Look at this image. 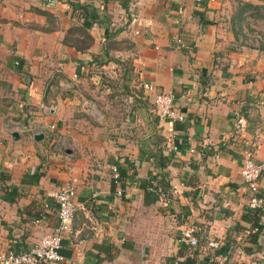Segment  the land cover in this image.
<instances>
[{
  "label": "crops",
  "instance_id": "0c3cea01",
  "mask_svg": "<svg viewBox=\"0 0 264 264\" xmlns=\"http://www.w3.org/2000/svg\"><path fill=\"white\" fill-rule=\"evenodd\" d=\"M80 6L93 12L89 29ZM137 14L146 27L129 25ZM143 83L184 117L172 134ZM111 86L131 107L116 122L100 106ZM254 136L264 164V0H0V253L52 232L54 194L71 178L61 264H264V207L253 243L239 175ZM112 167L126 172L120 196ZM148 179L169 187L168 204L144 197ZM188 223L195 247L179 241Z\"/></svg>",
  "mask_w": 264,
  "mask_h": 264
},
{
  "label": "built area",
  "instance_id": "2783aa9c",
  "mask_svg": "<svg viewBox=\"0 0 264 264\" xmlns=\"http://www.w3.org/2000/svg\"><path fill=\"white\" fill-rule=\"evenodd\" d=\"M45 5H55L58 0H39ZM129 25L143 26L148 25L147 19L140 15H131ZM133 35H139L138 30L132 31ZM175 48H183L184 43L179 36L172 39ZM141 89L144 93L152 94V106L157 118L165 125L169 134L173 133L175 123L182 122L184 117L177 113L173 107V100L170 94L158 93L150 83H143ZM243 124L236 125L237 131H242ZM257 137L254 136L250 141L242 144L241 161L239 175L241 184L247 190L246 207L249 210H262L264 207V197L258 192V183L264 172V164L253 162L252 155L257 145ZM193 152V151H190ZM111 179H117L115 167L111 168ZM173 192L178 193L176 187H171ZM116 194L120 196L122 191L118 189ZM162 199L163 195H158ZM75 189L74 180L65 181L54 194L56 203L57 224L51 233L43 235L36 244L23 251H11L0 253V264H61L64 258L59 254L61 241L65 234L71 230L72 223L76 217V204L74 203ZM162 201V200H161ZM165 206L167 203L163 202ZM195 227L188 223L180 232L179 241L189 247L197 244L195 238Z\"/></svg>",
  "mask_w": 264,
  "mask_h": 264
},
{
  "label": "trees",
  "instance_id": "16d2710c",
  "mask_svg": "<svg viewBox=\"0 0 264 264\" xmlns=\"http://www.w3.org/2000/svg\"><path fill=\"white\" fill-rule=\"evenodd\" d=\"M78 9L80 10V16L82 18V28L84 29H89L94 21L93 18V12H89L88 9L84 6H80L78 7ZM175 128V126H174ZM158 161H159V165L163 167V164H168L171 161V157L166 156V157H159L158 156ZM117 179L113 180L110 179V189L112 192L116 191V189H120L122 191L123 188V184L124 181L127 179L126 177V172L125 170L121 169V168H117ZM40 174H34L32 176H30V178L27 181V183H36L38 178H39ZM142 191H143V195L144 197L152 194V191L155 192L157 195L162 194V201L166 202L168 204V202H170L169 200V195H168V190L169 187L163 183L162 179H160L158 182L153 184V181L151 179H148L146 181L140 182L139 186H138ZM252 212H254V219H253V224L250 226L251 231L254 230V233L251 234L252 237H254L252 240L253 243H255V238L257 236L258 233H260V231L262 230L261 226L256 224V218L257 215L259 213V210H251ZM62 242V241H61ZM61 249V248H60ZM59 254L63 257V258H68L70 255L69 253H65V252H61V250H59Z\"/></svg>",
  "mask_w": 264,
  "mask_h": 264
},
{
  "label": "rangeland",
  "instance_id": "374dc122",
  "mask_svg": "<svg viewBox=\"0 0 264 264\" xmlns=\"http://www.w3.org/2000/svg\"><path fill=\"white\" fill-rule=\"evenodd\" d=\"M109 85L111 84V81L109 80ZM115 83V81H113ZM120 83V82H117ZM108 85L107 83H105ZM112 89L108 93H104L101 95V103L100 106H102V113L105 115L106 118L112 119L114 122L117 120H123L124 118H127L131 114V107L129 104L126 103V94L125 90L123 91H116L113 86H111ZM122 90V89H118ZM134 92L137 93L136 88L134 89Z\"/></svg>",
  "mask_w": 264,
  "mask_h": 264
},
{
  "label": "water",
  "instance_id": "95a60500",
  "mask_svg": "<svg viewBox=\"0 0 264 264\" xmlns=\"http://www.w3.org/2000/svg\"><path fill=\"white\" fill-rule=\"evenodd\" d=\"M10 136H11L12 139H16V138H18L16 133H10ZM41 138H42L41 135H35V136L33 137V139L36 140V141H37V140H40Z\"/></svg>",
  "mask_w": 264,
  "mask_h": 264
}]
</instances>
